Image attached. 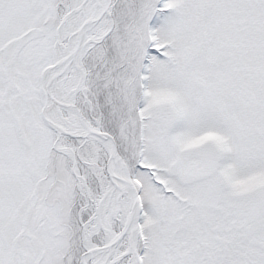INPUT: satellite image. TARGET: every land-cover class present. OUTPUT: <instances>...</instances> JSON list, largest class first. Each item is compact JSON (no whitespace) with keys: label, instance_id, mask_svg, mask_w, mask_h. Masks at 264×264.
I'll return each mask as SVG.
<instances>
[{"label":"snow or ice","instance_id":"6c2138e0","mask_svg":"<svg viewBox=\"0 0 264 264\" xmlns=\"http://www.w3.org/2000/svg\"><path fill=\"white\" fill-rule=\"evenodd\" d=\"M0 264H264V0H0Z\"/></svg>","mask_w":264,"mask_h":264}]
</instances>
